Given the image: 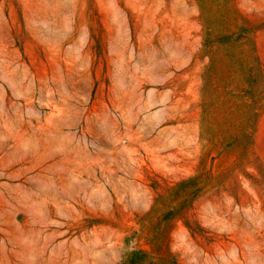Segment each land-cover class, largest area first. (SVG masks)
<instances>
[{"label": "rangeland", "instance_id": "rangeland-1", "mask_svg": "<svg viewBox=\"0 0 264 264\" xmlns=\"http://www.w3.org/2000/svg\"><path fill=\"white\" fill-rule=\"evenodd\" d=\"M0 264H264V0H0Z\"/></svg>", "mask_w": 264, "mask_h": 264}]
</instances>
